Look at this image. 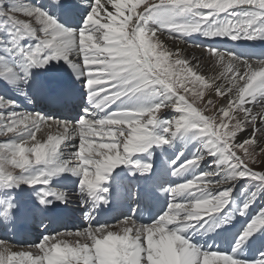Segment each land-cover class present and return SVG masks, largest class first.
I'll return each instance as SVG.
<instances>
[{
	"label": "snow or ice",
	"instance_id": "snow-or-ice-1",
	"mask_svg": "<svg viewBox=\"0 0 264 264\" xmlns=\"http://www.w3.org/2000/svg\"><path fill=\"white\" fill-rule=\"evenodd\" d=\"M58 15L81 19L69 27ZM0 33V80L23 95L19 85L28 84L33 68L63 61L88 100L82 116L66 120L21 111L15 99L0 95V136L7 137L0 143L3 215L15 207L7 190L21 184L38 191L41 205L67 204L70 194L51 187L65 173L79 178L83 202L107 204L105 183L114 169L131 165L147 173L151 164L134 154L189 132L203 147L182 161L179 153L172 175L207 164L167 189V208L151 223L128 216L89 223L24 248L0 240V264H264V207L230 251L191 242L194 232L250 216L264 192V53L216 46L217 40L264 41V0H0ZM194 35L207 43H192ZM189 48L199 55L187 54ZM165 112L175 115L162 121ZM43 127L48 131L38 138ZM241 181L256 190L242 187L245 201L229 208ZM257 242L258 257H244L243 249Z\"/></svg>",
	"mask_w": 264,
	"mask_h": 264
},
{
	"label": "rangeland",
	"instance_id": "rangeland-1",
	"mask_svg": "<svg viewBox=\"0 0 264 264\" xmlns=\"http://www.w3.org/2000/svg\"><path fill=\"white\" fill-rule=\"evenodd\" d=\"M0 34H2V33H0ZM189 40L191 42L200 41L201 43H207V41H205L203 37H200L198 35L189 37ZM237 42H239V41H237ZM60 62H62V61H60ZM52 63L53 64L56 63V65L59 66V62H52ZM52 71L53 70H52V67L50 65H47L44 68H33L31 70L32 76L29 79L28 84L19 85V87L23 89V92H24L23 95L15 87L6 84L4 82V80H0V95H5L8 98L15 99L19 110L28 112V108L31 109V107H32V103L30 101L32 98L30 96V91L28 90L29 84H30V80H32L33 77H34V79H36L37 81H42L41 84L38 85V87H40V90L42 88L46 92H48V90H47L48 88L50 90H54V89H52L50 87V85L52 83H55V84L58 85V80L53 81L56 74L55 73L50 74ZM62 74H63L62 76L65 77L64 81L62 82V84H64L65 86H60V87L57 88V90H59L61 88H66V87H67V90L68 89H71L72 91L80 90V88L83 85L81 80H80L81 87L78 86L77 88L72 89L69 85H67L65 83L69 79L68 72L65 71V75H64V72H62ZM51 77H52V79H51ZM33 93H32V95H33ZM33 99L35 100V97ZM36 101H39V100H36ZM148 102L150 103V101H148ZM35 104L36 105H35V108L33 107L34 108L33 112H38V113L45 114L44 113V110H45L44 104H42L40 102H35ZM146 104H148V103L146 102ZM173 115H175V113L165 112V113L162 114L161 119H162V121H167V120L171 119L173 117ZM67 116H69V115H67ZM67 116H64V117L58 116L57 118L66 119V120H74L73 118H67ZM47 131H48V129L46 127H43L41 129V132L37 133L38 138L40 137V135L46 134ZM42 132H44V133H42ZM156 132L157 133H162V128L157 127L156 128ZM187 134H184L183 136H178L177 138H175L172 141L171 144H166L167 148L171 150V149L179 147V146L181 147L182 144H186L184 140L187 138ZM6 140H7L6 136H0V143H3ZM200 146H201V144H198V147H200ZM156 148H157V146H153V148H151L149 150V152H147V153L134 154L132 159L136 160V161H140L141 163H150L151 164V170L152 169H158V168L162 169L161 162H160L161 155L159 153L158 154H152L153 150L156 149ZM65 155H67V153H65ZM124 167H125L126 172L129 173V177H130L129 186H128V192H127V198H129L130 202H129V205L127 206V210H123L121 207L116 209V216H115L114 220L111 223H109V221L98 220L97 216H96V214L94 212L95 211L94 202L89 200L87 203H85V202L82 201L81 197L78 194H76L77 193V184L79 182V178L76 176V178L74 179L73 182L67 183L64 186V188H63L64 191H67L70 194L69 202L67 203L68 205L65 204L64 207L61 208V211L58 212L56 218L59 219V217L62 216L64 219L63 220L59 219V222H56V223H53L50 220H48V221L45 220V222H43V224L41 222H38V219H36L35 222L33 224H31V227L33 228V231H34L33 232L34 235L43 234V236H45V235H49V234L54 233V231L55 232L65 231V230L73 231V230H76V229L85 228L84 225H86L88 223H91L93 225H96V224H114L118 220L123 219L126 216L132 217L134 212H135V210H136V209H134L135 206H136V203L139 202L140 200H142V194H141V189H140V186L142 184V178L140 177V175H138V172L139 173H141V172L140 171H136L134 169V167L131 166V165H119L116 169L113 170V172L121 170ZM205 167L206 166H204L203 163H202L200 168L197 169V173L200 172L201 170H203ZM73 176L75 177V175H73ZM161 177H162L161 188L165 191L166 204L160 210L158 216L167 208V205L169 203V192L167 191V189L169 188V186L171 187V186H174V185L177 184V181L173 177H171L169 175H166L165 172L161 175ZM109 184H110V180L108 179V181L105 183V187L107 185H109ZM244 186H247L249 188V191H255L256 190V187H255V185L252 182H249V181L238 182L237 185H236V189L234 190V192L232 194L233 198H234L233 203H232L233 204V208L232 209L238 208L245 201L246 194H244V193H242L240 191V189L242 187H244ZM23 187H25V184H21L18 188H12V189H8L7 190L8 193L12 195V196L11 195L10 196L16 202H18V200H16L15 198H19V192H20L21 189H23ZM116 188L122 189V187H119L118 185H116ZM0 195H1V198H6L4 196V192L3 191H0ZM104 195L106 196L107 201L110 202L111 198L107 197L106 194H104ZM134 198H138V199L135 200ZM260 207H264V192H260L259 193V195L256 197V203L253 205L252 208H255V210L258 211ZM148 208H150V206ZM229 208H230V206H229ZM12 210H14V211L19 210V211L23 212V210L20 208L19 203ZM67 211H71L72 215L71 216H67L65 214ZM71 213H68V214H71ZM89 213L91 214V219L89 218V215H88ZM153 216H154V213H152V217ZM66 218H68V219L66 220ZM83 218H85L86 220L84 219V221H83ZM145 218H147V216ZM153 220L151 222H153ZM233 220L235 221V220H237V218L235 217V219H233ZM82 221H83V223H82ZM97 221H99V222H97ZM36 222L39 223L38 226H34V225H36ZM224 225L233 226V223L231 222V223L224 224ZM55 227H57L56 230H54ZM80 227H82V228H80ZM39 229H43V231H39ZM10 230H11V225H5L4 228L1 227L0 231H3L2 233H5V237L1 238L0 240H5L9 244H11L10 242H12L13 240L22 243V245L15 244V243L11 244V245L17 246V247H27L28 246V243H27L28 235L22 236L21 240H19L17 237H14L13 235L9 234L8 231H10ZM256 235L259 236L260 232L258 231L256 233ZM42 237H40L38 241L34 242V244L39 243L40 240L42 239ZM9 238H11L12 240H8ZM202 240H205V236L203 234H200V233H198L197 235H195V236H193L191 238V242L194 243V244H198L197 242L202 241ZM216 245H213L212 247L214 248V247H216ZM246 248H244V249H246ZM257 248H260L259 242L257 243V245L254 244L251 247V249H253V251H255V253H257V257H258L259 253L257 252Z\"/></svg>",
	"mask_w": 264,
	"mask_h": 264
},
{
	"label": "bare ground",
	"instance_id": "bare-ground-1",
	"mask_svg": "<svg viewBox=\"0 0 264 264\" xmlns=\"http://www.w3.org/2000/svg\"><path fill=\"white\" fill-rule=\"evenodd\" d=\"M259 42V41H258ZM244 48H251V50L253 49V50H256V51H253V52H257L256 54H260V53H263V51H264V44H258V45H256L255 47H244ZM193 51H195L196 52V54L197 55H199V51L198 50H193V49H191V48H189L188 50H187V54H189V55H191L192 54V52ZM239 51H241V55H248L249 54V52L247 51V50H242V47L241 48H239ZM63 62V61H62ZM63 68H64V70H63ZM63 68L61 67V72H65V71H67L68 72V74H69V79L65 82L67 85H69L72 89H75V88H77L78 86H80L81 87V84H80V79H77V77H76V75H75V73L73 72V70L69 67V65L67 64V63H65V62H63ZM60 86H65L64 84H61ZM59 86V87H60ZM85 86H84V84L82 85V87L80 88V90H75V91H72L71 89H68L67 90V92H68V95H65L63 98L65 99V100H67V99H69V100H71V98H73V97H75L76 95H79L80 93H82V92H86L87 93V90H84L83 91V88H84ZM35 91H34V93H33V95H34V97H35V100H41V99H43V100H45V99H47V98H49V93H51V92H53V91H56L57 89H55V90H51V91H48V92H46L43 88L40 90V87H38V85L37 86H34V88H33ZM23 97V96H22ZM46 108V107H45ZM60 109L59 108H56V109H54L53 110V112H55V113H57L58 111H59ZM70 112H72V110H70ZM60 113H63L64 114V112H62L61 110H60ZM59 116H62V115H59ZM42 133H44V132H42ZM41 136V135H40ZM187 145L185 144L184 145V147H186ZM187 150L186 151H192V149H194V145H191L190 144V146L189 147H187L186 148ZM195 151V150H194ZM195 152H193V154H194ZM206 168V167H205ZM154 169H152V170H150V172L151 171H153ZM148 173V172H147ZM140 174H146V173H140ZM168 184V183H167ZM170 187V186H169ZM116 189H118V190H120L119 188H116ZM77 194V193H76ZM168 194V193H167ZM150 196H151V198H149V200L151 201V203H152V205H154V208H153V211H158V210H156V209H158V208H160L161 209V207L164 205V198H165V195H163L162 197H158L159 198V202L157 203L156 201H155V197H152V196H155V194H153V193H151L150 194ZM168 196V195H167ZM117 197H118V195H117ZM168 200V199H167ZM68 205V204H67ZM16 207V206H15ZM136 207V206H135ZM135 209V208H134ZM121 210V209H120ZM96 211H98L99 213H101V215H103V218H104V220H107V217L105 216V214H107L108 212L110 213V212H112V213H110V216H111V218H114V211H113V208H105L103 211L100 209V208H97L96 209ZM142 209H140L139 208V210L137 211V213H138V216H137V219L139 218V216H140V213H142ZM58 212L59 211H55V212H48V217H47V220H50V221H52V222H54V223H56V222H59V219H57L56 218V216H57V214H58ZM121 212V211H120ZM2 213V208H0V214ZM66 215H68V212H66L65 213ZM6 217V216H5ZM61 217V219L60 220H62V219H64L62 216H60ZM151 218H152V213H148L147 214V218H145L144 220H141V219H139V222L140 223H142V222H149L150 220H151ZM68 218H66V220H67ZM85 218H83V220H84ZM86 220V219H85ZM89 225V223L85 226V227H87ZM17 228H23V227H25V226H27L25 223H23L22 221H21V223L20 224H18V225H15ZM81 226V225H80ZM80 228H82V227H80ZM83 229V228H82ZM24 231H27V229H24ZM200 238V237H199ZM201 239V238H200ZM17 247V246H16ZM21 248H24V247H21ZM214 248H218L217 246L216 247H214ZM218 250H219V248H218Z\"/></svg>",
	"mask_w": 264,
	"mask_h": 264
}]
</instances>
